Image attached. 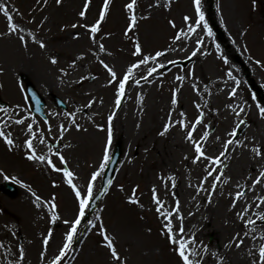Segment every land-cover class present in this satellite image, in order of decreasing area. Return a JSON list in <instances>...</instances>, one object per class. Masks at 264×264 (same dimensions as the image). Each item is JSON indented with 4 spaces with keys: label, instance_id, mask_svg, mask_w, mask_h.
Returning a JSON list of instances; mask_svg holds the SVG:
<instances>
[{
    "label": "rangeland",
    "instance_id": "obj_1",
    "mask_svg": "<svg viewBox=\"0 0 264 264\" xmlns=\"http://www.w3.org/2000/svg\"><path fill=\"white\" fill-rule=\"evenodd\" d=\"M130 2L109 0L92 32L104 0H88L87 9L86 0H0L7 8V14L0 9V99L6 103L0 131L14 141L8 146L0 136V264H48L58 255L79 202L56 169L68 168L83 195L91 174L99 172L94 198L116 151L111 183L86 208L63 264H182L181 240L199 264H264V177L253 183L264 171V0H200L199 24L194 0H136L132 11ZM133 13L136 24L126 32ZM8 15L18 31H8ZM137 42L140 55L134 54ZM158 51L163 55L132 70L117 105L128 68ZM26 82L43 99L42 117L31 112ZM166 123L171 127L161 134ZM29 138L45 161L29 158ZM197 142L204 156L194 162ZM105 150L109 160L100 169ZM221 152V164L207 159ZM133 195L139 203L129 199Z\"/></svg>",
    "mask_w": 264,
    "mask_h": 264
},
{
    "label": "snow or ice",
    "instance_id": "obj_2",
    "mask_svg": "<svg viewBox=\"0 0 264 264\" xmlns=\"http://www.w3.org/2000/svg\"><path fill=\"white\" fill-rule=\"evenodd\" d=\"M136 0H132V2L128 3L126 5V8L129 9L130 11H132L134 9V5H135ZM57 3H60V0H57ZM194 4H195V11L198 15V20H197V24H199L201 21H204V13L201 11L200 9V0H194ZM108 5H109V0H104V5H103V9L100 12V19H98L96 21L95 24L91 25V31L92 32H97L99 25L101 24V21L104 19L105 14L107 12L108 9ZM85 9H87L88 7V0H86V3L84 5ZM0 9H2L6 14H7V8H4L3 5H0ZM85 11H81L79 13V15L81 17L85 16ZM8 19V31L9 32H13V31H18V25L15 24L13 22V17L11 15L7 16ZM185 20H188L189 17L185 16L184 17ZM137 21V17L136 15L133 13L130 16V23L128 24V28L126 30L130 31L136 24ZM75 27V25H74ZM204 27L207 28V22L204 23ZM189 31H192V29L190 28ZM79 35V34H77ZM208 35L211 36L212 35V30L210 28H208ZM21 39H23V37H21ZM33 39H35V37H33ZM199 43V41H198ZM40 46L44 47L45 45L43 44V42H40ZM101 50H103V45H101ZM135 55H140L142 54V48L141 45L139 44V42H137L135 44ZM163 53L162 52H156L155 56H146L144 57L143 60L138 61L137 64H132L129 68H128V72L124 74V78L119 80V86L117 88V96H116V104L119 105L120 104V99L121 97L124 95V91H125V82L129 79V75L132 72V70L134 68H136L138 66V64H146L149 60H155L156 57L162 56ZM53 63L56 62L55 58H53L52 60ZM75 63V62H73ZM101 63H104L103 61H101ZM257 63H260V61H257ZM105 68L108 69L109 73L112 76V80H116L117 79V75L116 73L112 70V68L108 67L107 64H104ZM159 66V65H158ZM152 71H155V69H153ZM229 75H231V73H229ZM178 79H181L180 77H178ZM112 80L109 81V83L112 82ZM137 83H139V81H137ZM235 89L232 90V93H230V95H234L235 94ZM91 103V102H90ZM172 103L175 104L176 103V98L175 95H173L172 98ZM260 114L261 116H264V107L260 108ZM112 116H109V120H112ZM199 117L197 118V123H199ZM17 123H23L22 120L17 121ZM241 124L243 123V121L240 122ZM28 129H31L33 127L32 124H28L27 125ZM76 127H79V125L77 124ZM171 127V124H165L164 128L161 132V134L166 133L169 128ZM194 127V126H193ZM61 135H63V130L60 133ZM235 134V130L233 131V135ZM34 135V134H33ZM0 136H3V138L5 139L6 143L8 146H12L14 144L13 139L10 138V134L9 135H5L4 132L0 131ZM193 136V132L192 131H188L187 132V139L191 140ZM208 136V133L205 132L204 136L201 137L202 140L206 139ZM236 143H239V141H235ZM25 145L29 148L32 149V151L29 153V158L33 159V160H39V161H45L46 157L44 155H39L37 156L35 149L33 148V141L31 138L26 139L25 140ZM233 143V141H228L225 144V148L227 149L228 144ZM256 154L259 155L260 154V149L257 148L255 149ZM195 152H196V156H195V161H198L201 157L204 156V151L202 150V145L197 142L195 144ZM225 153L221 152L220 156L218 157H208L207 159L209 161H213L215 164H221V159L220 157L224 156ZM56 156L59 157V159L63 162V163H67L65 157L63 155H61L59 152H56ZM104 162L100 164V169H103L105 167V164L108 162L109 160V155L107 150H105V154L103 157ZM47 163L49 165H51L53 168H56V165L53 163L52 159H47ZM57 171H61L63 173V175L67 178V183L69 185L72 186V188L75 190V195L78 199L79 202V213L76 216L75 220L73 222H71V228L67 231V233L65 234V242L63 243V247L59 250V254L56 255L53 259L49 260L48 264H63L62 258L65 257L66 253L69 251V249L73 246V240L75 237V234L77 233V226L81 223L82 218L85 216V211L86 208L89 206V201L92 199L93 197V183L92 181H95V179L97 178L98 175H100L99 172H93L91 174L92 176V180L89 181L88 185H87V194L83 195L81 193V191L77 188V186L73 183V173L68 169V168H59L56 169ZM209 176H212L213 173L209 172L208 173ZM222 173L221 175H217L215 177V181H219L221 179ZM264 177V171L260 172L259 176L256 178V181H254L253 183H258L260 181V178ZM13 179H16L15 177H13ZM22 181L17 180V183H21ZM108 183H111V181L109 180ZM201 187H203V185H201ZM213 188L216 187V183L214 182L212 185ZM199 190V189H198ZM33 195L35 196L36 194L33 193ZM242 193L241 192H237L236 196L239 197L241 196ZM209 200L211 199V196L208 197ZM37 199H39V197H37ZM130 200H132L135 203H139V201L136 199L135 195L129 197ZM153 199L156 201L157 204V212H161L163 205L161 203V201L159 200V198L156 195V189L155 186L153 187ZM178 205H179V201H177V209H175V211H178ZM39 206V205H38ZM56 205L53 204L52 208H55ZM164 215H166L167 217L171 218L172 217V212H167L164 213ZM57 217L53 216L52 219L55 220ZM261 219H264V217H261ZM65 223H69L68 221H65ZM87 223L89 225H91L93 223L92 220H88ZM248 223H251V221H248ZM166 228L168 230L169 233L172 232V225L169 223L166 225ZM181 232H183V228L181 227ZM102 234H103V238L105 243L107 244L108 248L111 250V255L113 256V258H118V252L113 244V239L107 234L106 230H104L102 228ZM52 235V230H49V234L48 236L44 237V244L47 245L49 238ZM170 239H174V237H172L170 235L169 237ZM243 243V241L239 240V238L237 237V244L236 246L239 247L241 244ZM177 252L179 254V257L182 260V264H199V261H194L190 258V256L193 254L194 250H190L189 248L186 247V241L181 240L179 247L177 248ZM21 257H23L24 252L23 250H21L20 252ZM41 255L43 256L44 253H41ZM259 258L261 261H264V245H261L259 248ZM222 259V258H221Z\"/></svg>",
    "mask_w": 264,
    "mask_h": 264
},
{
    "label": "water",
    "instance_id": "obj_3",
    "mask_svg": "<svg viewBox=\"0 0 264 264\" xmlns=\"http://www.w3.org/2000/svg\"><path fill=\"white\" fill-rule=\"evenodd\" d=\"M28 93H30V92H28ZM117 155H118V152L115 153V155L113 156V159L111 160V162L109 163V165L107 167V170H106V173H105L104 186L108 183V181L111 178L113 167H114V165L116 163Z\"/></svg>",
    "mask_w": 264,
    "mask_h": 264
},
{
    "label": "bare ground",
    "instance_id": "obj_4",
    "mask_svg": "<svg viewBox=\"0 0 264 264\" xmlns=\"http://www.w3.org/2000/svg\"><path fill=\"white\" fill-rule=\"evenodd\" d=\"M209 118H211V117L207 114L206 119H209ZM122 137H123V139H126L125 136H122Z\"/></svg>",
    "mask_w": 264,
    "mask_h": 264
}]
</instances>
